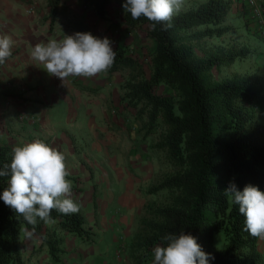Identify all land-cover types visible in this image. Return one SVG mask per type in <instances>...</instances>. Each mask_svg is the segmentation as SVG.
<instances>
[{
    "label": "trees",
    "instance_id": "obj_1",
    "mask_svg": "<svg viewBox=\"0 0 264 264\" xmlns=\"http://www.w3.org/2000/svg\"><path fill=\"white\" fill-rule=\"evenodd\" d=\"M81 1L101 20L106 19L110 4L117 5L125 29L146 25L152 42L148 76L139 58L120 41L112 45L116 56L108 70L126 71L118 84L119 103L124 109H134V118L142 119L138 136L157 135L150 148L162 152L170 168L146 189L151 195H165L159 202L144 205L127 246L131 264H150L152 249L163 243L162 237L181 231L193 235L202 250L214 257L209 264H264L258 238L244 231L245 218L239 206L229 205L223 195L230 183L241 191L248 184L264 191V123L256 118L264 110V79L249 72L214 79L211 70L246 57L244 48H217L202 56L195 52L203 38L219 37L228 30L223 23L231 9L230 0H205L181 10L170 27H153L143 17L133 20L124 12L125 0ZM46 8L44 17L50 27L62 17L75 33L96 36L66 1L46 0ZM39 139L51 146L48 139ZM13 147L0 144V167L10 164ZM7 179L0 178V195ZM51 223L48 226L38 219L33 227L0 200V264H26V238L40 237V247L46 246L55 262L64 252L60 233L89 238L81 209L71 215L53 210ZM214 232L223 233L224 249L213 245Z\"/></svg>",
    "mask_w": 264,
    "mask_h": 264
},
{
    "label": "crops",
    "instance_id": "obj_2",
    "mask_svg": "<svg viewBox=\"0 0 264 264\" xmlns=\"http://www.w3.org/2000/svg\"><path fill=\"white\" fill-rule=\"evenodd\" d=\"M236 1L237 11L246 21L247 0ZM257 1L264 4V0ZM45 11L46 15V8ZM43 17L44 11L39 12L32 0H0V34L9 35L14 41L12 56L0 65V87L9 93L0 96V144L16 146L39 138L48 139L52 147L64 153L70 175L82 177L77 181L80 186L74 187L79 189L82 202H74L79 208H91L88 221L92 219L93 223L89 222L88 225L97 227L101 224L106 228L108 220L101 214L111 202H116L126 210L121 223L127 226L122 232L124 236L132 235L130 227L134 216L140 214L146 203L142 200L154 170H142L144 176L141 180L130 176L132 170H117L116 161L120 157L118 150H131L132 154L137 148V145L131 147L132 144L127 145L125 141L128 132L133 133V126H129L132 121L126 115L129 112L118 115L115 111L119 105L116 102L119 95L117 76L107 72L93 78H69L65 84L59 78L50 76L43 65L30 58V50L37 43L60 40L75 32H52ZM245 26L250 36L254 35L260 40L254 44L255 65L253 72L249 73L264 79V37L253 32L250 21ZM60 100L67 106L63 121L54 119V115L46 108ZM26 114L32 116L34 121L29 117L21 119V115ZM7 122H13L14 125H7ZM64 124L78 129L83 127L87 131V136L82 139V149L77 145L79 138L76 133ZM10 127L18 129L13 132L16 136L9 134ZM86 153H93L97 158L98 169L102 170L100 175L83 162V158H89L90 164H94L92 155ZM131 157L139 159L135 154ZM81 179L86 183L91 181L90 185L87 183L84 187L86 183H82ZM100 185H104L102 191ZM97 192L102 195L99 196ZM64 234L60 233L62 236ZM257 248L264 260V241L258 239Z\"/></svg>",
    "mask_w": 264,
    "mask_h": 264
},
{
    "label": "clouds",
    "instance_id": "obj_3",
    "mask_svg": "<svg viewBox=\"0 0 264 264\" xmlns=\"http://www.w3.org/2000/svg\"><path fill=\"white\" fill-rule=\"evenodd\" d=\"M183 4L184 0H125L122 7L133 20L143 17L153 27L157 24L170 27ZM13 44L9 35L0 34V65L12 56ZM115 56L107 37L98 38L90 32L37 43L30 50V58L63 84L69 78H93L107 73ZM69 175L66 158L59 150L40 139L18 144L12 149L10 164L0 167V178H8L0 200L33 227L38 219L51 222L53 210L64 215L78 213L80 208L72 199ZM223 195L229 205L239 206V213L245 218L244 231L264 241V191L251 184L241 191L230 183ZM162 241L152 249L151 264H209L214 259L202 250L193 235L184 231L167 234Z\"/></svg>",
    "mask_w": 264,
    "mask_h": 264
},
{
    "label": "rangeland",
    "instance_id": "obj_4",
    "mask_svg": "<svg viewBox=\"0 0 264 264\" xmlns=\"http://www.w3.org/2000/svg\"><path fill=\"white\" fill-rule=\"evenodd\" d=\"M64 1H66V3L70 5V9L76 14L77 17L89 24L98 38L107 37L112 42V45L115 43V41H120L128 45L132 54L135 57L139 58V60L143 63L145 74L147 76L149 75V50L151 48L152 42L147 36L146 25H142L135 29L126 30L123 24L122 10L120 9V7L113 3L108 6L106 19L101 20L98 19L94 11L86 7L81 0ZM203 1L205 0H184V4L181 10H185ZM32 2L37 7L39 12H41V10L44 11L45 16L46 0H32ZM230 2L231 9L223 23V26H226L228 30L219 37L213 36L211 38H203L195 45V52L198 55L202 56L204 52L208 50H216L217 48H223L227 50L234 47L236 49L244 48L248 50L249 55L244 59H236L229 66H223L218 69L213 68L211 70V74L213 75L214 79H223L226 77H230L234 73L253 72V66L255 65L254 58L256 57V53L254 52V50H256L254 44L260 42V40L256 36H250L251 33L244 24V18L242 14L237 11V1L230 0ZM42 19L46 24L50 25L48 19H45V17H43ZM52 26L53 27L49 26L52 32L58 31L60 33H67L68 31H72L67 26L66 18L58 17V19L55 20ZM200 28H203V26L199 27V29ZM112 74H115V76H117L119 84V82H121L125 77L126 71H116ZM7 95H9V93L5 91L4 87H0V96ZM116 102L119 104L115 110L118 115H122L124 111L127 113L129 112V114L126 115L132 121L129 126H133L131 129L133 133L129 134L128 132V136L125 141L127 145L132 144L131 147L137 145V148L135 149V151H132V154L138 155L137 158H139L134 160V158L131 157V150H128V152H122L121 150H118V152L120 153V157H118L116 161L117 170H132L131 172L133 174H130V176L132 178H138L140 180L144 176V173L141 172L142 170H154V173L150 174V186L157 182L162 175L170 170L165 161L163 153L150 148V144L157 139V135L152 134L147 139H142L141 136H138L139 133L140 135L142 134L141 131H139L142 124V119L133 117L135 114L134 109H124L121 106V104L119 103V95L116 97ZM46 108L50 113H52V115H54V119L60 121L64 120L67 113V106H65L63 101L60 100L59 102H55V104H53L52 106H46ZM256 118L259 122L264 123V110L258 113L256 115ZM65 122L66 121H64V123ZM11 124L14 125L13 122H7V125ZM124 125L127 126L126 123ZM64 126L76 133L77 137L79 138V143L77 145H79L80 147L83 146L84 142L82 141V139H84L83 136H87V131L83 127L80 129L71 127L70 124H64ZM16 130L18 129L10 127L9 134H13L14 136H16V134L13 133L16 132ZM82 148L83 147H81V149ZM86 154H88V156L92 155L94 164H90L89 158H83V162H86L87 166H91V168L95 170V173L97 175H100L102 173V170L98 169L99 165L96 162L97 158L94 157L93 153ZM104 164L108 165V163ZM79 178L82 177L80 175H74V177L72 179L70 178L69 180L72 183V199L74 201L76 200L77 202H82V200L80 199L81 194L78 192L79 189L74 188L75 186H80L77 183ZM81 181L82 183L84 182L83 179H81ZM90 182L91 181L87 183L90 185ZM85 183L86 181L84 182V184ZM87 183L84 185V187L87 185ZM103 187L104 185H100L101 191ZM85 193L86 191L83 192V195H85ZM97 193H99V196L102 195L100 192ZM164 195L165 192H159L155 195H151L146 193L145 190L142 201H145L146 203L152 201L159 202L163 199ZM80 209L85 217L84 226L88 231L89 238L82 240L80 237L70 233H65L63 236L61 235L63 237L62 247L64 248V252L60 255L61 260L58 262L52 260V258L48 254L46 246L40 247V237L34 236L30 239L26 238L24 241V244L26 245V264H131V261L127 254V246L129 245V242L131 241L136 230L134 227L138 226L139 219L144 214V207L141 209L140 214L134 216L135 219L132 222V226L130 227V232L132 233V235L130 234L131 236H124L122 232L123 229H125L124 227L127 226L126 224L121 223V217L125 215L126 210H124L118 203L111 202L101 214V216H105L108 220L106 228H104V226L101 224L97 227L88 225L89 222L93 223L92 219L88 221V216L91 214L89 212L91 208L84 207ZM51 224L52 223L49 222L46 225L51 226ZM212 240L213 245L217 249L225 248L226 242L222 232H214Z\"/></svg>",
    "mask_w": 264,
    "mask_h": 264
},
{
    "label": "built area",
    "instance_id": "obj_5",
    "mask_svg": "<svg viewBox=\"0 0 264 264\" xmlns=\"http://www.w3.org/2000/svg\"><path fill=\"white\" fill-rule=\"evenodd\" d=\"M246 20L250 21L253 32L264 37V4L257 0H247ZM29 116L21 115V119ZM30 120L34 121L32 116Z\"/></svg>",
    "mask_w": 264,
    "mask_h": 264
}]
</instances>
